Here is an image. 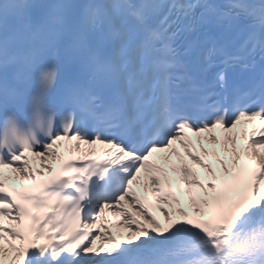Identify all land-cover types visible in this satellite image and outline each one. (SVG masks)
Returning <instances> with one entry per match:
<instances>
[{
    "label": "snow or ice",
    "instance_id": "6c2138e0",
    "mask_svg": "<svg viewBox=\"0 0 264 264\" xmlns=\"http://www.w3.org/2000/svg\"><path fill=\"white\" fill-rule=\"evenodd\" d=\"M49 55L73 69L55 105ZM0 112V264H264V0H0Z\"/></svg>",
    "mask_w": 264,
    "mask_h": 264
},
{
    "label": "bare ground",
    "instance_id": "6f19581e",
    "mask_svg": "<svg viewBox=\"0 0 264 264\" xmlns=\"http://www.w3.org/2000/svg\"><path fill=\"white\" fill-rule=\"evenodd\" d=\"M252 122H254V121H248L249 128L246 127V126L242 127V126H238L237 125L236 129L233 130L234 133H236L237 150H238V152H241V154L243 153L241 151V149L246 144V138H242V134H250L251 133L252 127H253ZM187 133H189L188 136L193 137V139L196 142V144L198 145V147H200V145L197 143L198 138L193 136V134L191 132H187ZM214 134L217 136L219 143H217L216 145H211V144H208L207 141H204L203 142V146L206 149H209V150L215 149L216 156L209 155L208 157H202V158H207L208 161H210V160L211 161H215V164L217 166V170H216L215 173H216V175L219 176L221 174V169H220L219 164L217 163V158H219L220 160H224L225 163L230 166L232 157H231V153L230 152H225L224 151V146H223V138H224L225 135H228V134L223 133L222 130H219V129H215L214 130ZM201 135L204 136V135H207V134H201ZM175 146L177 147L179 152L183 153V150L179 148V145H175ZM96 147H97V149H99V146H96ZM228 148L230 149L231 145H228ZM262 151H264V150H262ZM165 155H167V153H154L153 156L150 159L155 161V163L157 162L160 165L167 167L165 165L163 159H161ZM182 158L185 161L187 159L186 157H182ZM170 159H171L172 163H174V164L177 163V158L176 157H170ZM189 168L197 172V174H198V176H199L201 181L206 182V181L211 179V177H209L208 174L203 169H196L193 165H191L190 162H189ZM7 171L8 170L6 169L5 172L7 173ZM169 176L172 178L173 183L177 187L178 196H179V199L181 200L182 206L185 207L186 210H190L188 208L187 203H186V201H187V197H186L187 189H185L183 183L180 181L179 173H172L170 171V175ZM136 188L139 191H143L142 187L136 186ZM192 191L195 194L199 195V190L193 189ZM108 219L110 221L115 222L116 218H113V217L109 216ZM117 231H122V230L121 229L112 228V232L113 233H116Z\"/></svg>",
    "mask_w": 264,
    "mask_h": 264
},
{
    "label": "clouds",
    "instance_id": "9594fccd",
    "mask_svg": "<svg viewBox=\"0 0 264 264\" xmlns=\"http://www.w3.org/2000/svg\"><path fill=\"white\" fill-rule=\"evenodd\" d=\"M45 71H50V72L53 73V77H54V79H53V85H54L55 84V76L57 75L56 68L55 67H50V68L45 69ZM29 107H31V98L29 100ZM10 115L12 116L13 119H17L14 114H10ZM51 115H52L53 120H55L54 113H51ZM5 119H7V118H5ZM44 137H46V133L44 134L43 138Z\"/></svg>",
    "mask_w": 264,
    "mask_h": 264
},
{
    "label": "rangeland",
    "instance_id": "374dc122",
    "mask_svg": "<svg viewBox=\"0 0 264 264\" xmlns=\"http://www.w3.org/2000/svg\"><path fill=\"white\" fill-rule=\"evenodd\" d=\"M204 160H205V163H208V162H207L208 160H207L206 158H204ZM192 192H193V191H192ZM193 193H194V192H193ZM186 197H187V195H186ZM177 198H179V197H177Z\"/></svg>",
    "mask_w": 264,
    "mask_h": 264
}]
</instances>
